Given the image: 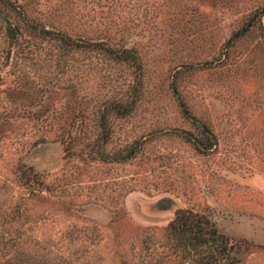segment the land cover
I'll return each instance as SVG.
<instances>
[{"label": "rangeland", "instance_id": "374dc122", "mask_svg": "<svg viewBox=\"0 0 264 264\" xmlns=\"http://www.w3.org/2000/svg\"><path fill=\"white\" fill-rule=\"evenodd\" d=\"M263 11L264 0H0V264H148L151 248L170 254L178 210L213 222L237 264H264V40L254 29L226 47ZM56 34L81 46L64 51ZM91 42L133 51L139 74ZM183 110L209 127L210 148L179 133L198 136ZM27 168L43 183L35 195Z\"/></svg>", "mask_w": 264, "mask_h": 264}, {"label": "trees", "instance_id": "16d2710c", "mask_svg": "<svg viewBox=\"0 0 264 264\" xmlns=\"http://www.w3.org/2000/svg\"><path fill=\"white\" fill-rule=\"evenodd\" d=\"M12 2V1H10ZM10 10H15L12 3L8 4ZM26 27H29L28 25ZM30 28V27H29ZM6 29L12 38L13 35L18 33L17 29L12 27L9 22L6 25ZM258 29L260 35L264 40V23L261 18L251 17L247 24L242 27L240 33L237 32L235 36L231 37L226 47L230 48L236 41L244 38V35L250 31ZM38 35L49 34V31L41 30L37 31ZM50 39L57 40L63 47V50L71 51L78 49L81 45L75 41L69 39L65 35H50ZM86 46L90 49H99L104 54H107L113 60L117 62H128L130 63L137 74L140 72V64L136 54L130 49L114 50L103 43L91 42L87 43ZM223 53V52H222ZM226 56V53H223ZM228 56V54H227ZM123 116L128 114L129 110L118 109ZM184 116L189 119L192 124L198 130V136L191 135L190 131H180L179 133L187 136L188 140L194 144H200L203 149L210 148L214 143L213 134L209 127L205 123H197L196 119L192 117L188 111L183 110ZM190 136V137H189ZM125 155L119 159L124 160ZM20 178L24 180L33 195L41 190L43 183L40 176L35 173L31 168H27L21 171ZM167 240L169 244L170 254L163 257L157 255L156 251L151 248L149 249V256L151 261L148 264H237L238 259L232 254L233 245L229 244L227 238L217 232V229L213 222L207 217L192 213L188 210H178L174 219L169 223L167 227ZM0 251H3L6 246V242L0 241ZM16 244L15 241L10 243L11 246ZM4 264H39L30 261L25 253L19 254L13 262ZM44 264V263H41Z\"/></svg>", "mask_w": 264, "mask_h": 264}, {"label": "water", "instance_id": "95a60500", "mask_svg": "<svg viewBox=\"0 0 264 264\" xmlns=\"http://www.w3.org/2000/svg\"><path fill=\"white\" fill-rule=\"evenodd\" d=\"M263 13H264V11H263ZM4 19H6V18H4Z\"/></svg>", "mask_w": 264, "mask_h": 264}]
</instances>
